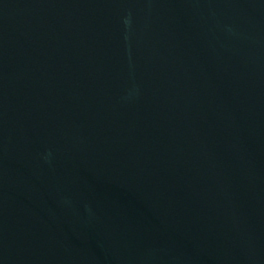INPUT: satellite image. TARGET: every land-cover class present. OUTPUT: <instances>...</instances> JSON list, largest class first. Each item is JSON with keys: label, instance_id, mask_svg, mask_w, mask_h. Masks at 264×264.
I'll list each match as a JSON object with an SVG mask.
<instances>
[{"label": "water", "instance_id": "obj_1", "mask_svg": "<svg viewBox=\"0 0 264 264\" xmlns=\"http://www.w3.org/2000/svg\"><path fill=\"white\" fill-rule=\"evenodd\" d=\"M0 264H264V0H0Z\"/></svg>", "mask_w": 264, "mask_h": 264}]
</instances>
